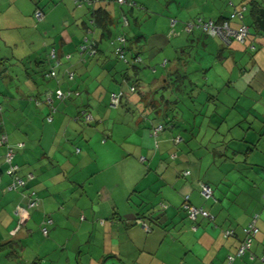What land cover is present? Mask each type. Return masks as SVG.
<instances>
[{
    "label": "crops",
    "instance_id": "obj_1",
    "mask_svg": "<svg viewBox=\"0 0 264 264\" xmlns=\"http://www.w3.org/2000/svg\"><path fill=\"white\" fill-rule=\"evenodd\" d=\"M151 1L132 0L129 8L116 0H0V129L13 146L18 176L33 174L24 187L8 190L0 146V264H228L255 214L258 231L249 251L231 264H264V65L253 73L213 75L216 85L199 88L193 81H203L205 73L191 78L187 72L188 50L208 46L199 29L175 40L172 64L151 85L139 82V69L123 72L110 60L118 35L141 54L145 47L158 49L160 28L229 18L233 10H247V0H164L170 11L160 20H154L158 9H150ZM255 1L264 8V0ZM36 8L46 13L42 21L34 18ZM98 9L109 17L105 26L93 22ZM123 16L133 35L125 34ZM243 20L244 13L230 26ZM256 35V55H264V37ZM84 39L95 54L79 51ZM53 67L56 78L45 77ZM171 75L188 84L168 83ZM128 80L139 86V100L124 91L123 107L110 110L109 94L127 90ZM55 89L78 95L52 96L48 122L45 93ZM83 112L92 120L84 122ZM160 124L169 132L152 136ZM200 182L210 185L216 202L201 198ZM30 191L40 200L35 209L27 207ZM185 195L213 220L190 221L181 207ZM45 218L51 220L47 236L40 231ZM226 230L232 235L225 237Z\"/></svg>",
    "mask_w": 264,
    "mask_h": 264
},
{
    "label": "rangeland",
    "instance_id": "obj_2",
    "mask_svg": "<svg viewBox=\"0 0 264 264\" xmlns=\"http://www.w3.org/2000/svg\"><path fill=\"white\" fill-rule=\"evenodd\" d=\"M48 1V0H47ZM234 2V4H236L237 2L239 3L240 0H232ZM246 2V0H243ZM247 0V5L246 8L247 10H244V24H246L248 27L251 24V20H250V16H249V11H250V5L248 4ZM50 3V2H48ZM264 3V2H263ZM60 4V2H57L56 5ZM55 6V5H52ZM85 6V5H84ZM83 7V10H85L86 7ZM150 9H158L157 12H154L156 14V16L154 17V20H160V18H165L168 17V12L170 11V9L168 8L165 9L164 7V0H155L154 2L151 1L150 2ZM56 8V7H55ZM73 8H77L73 5ZM45 10H49V9H45ZM45 17H46V13H45ZM44 17V18H45ZM35 22V21H34ZM242 24V21H239ZM89 21L85 18L84 20V24L88 25ZM35 25L37 23H34ZM240 25V24H239ZM252 25V24H251ZM89 26V25H88ZM87 26V28H88ZM132 27V26H131ZM180 26L177 25V27L175 26V30L174 34H177L178 32L180 33L178 36H174V35H170L171 33V28H166L163 30L162 28L159 29L160 33L163 34L162 37H160V46H158V49H154V48H149V47H145L142 51V53L140 54V57L142 59L141 63L138 64V69H139V82H141L143 85H151L153 83L154 79H159V77L166 73L167 68L172 64V60H173V55L172 51H174V49L171 48V45H173V43L175 42V40H180L181 38H184L187 34L182 32V28H179ZM125 34H131L133 35L135 31H131L130 29H128V26L124 28ZM249 35L245 38L244 43H238V42H232L229 49H227V47H225L224 51H222V53L220 54V56H218V51L219 50V46H222L219 42V40L217 38H211L209 36H205L202 34V32L199 30V32L202 34L201 35V41L205 42L208 44V46H206V48L202 49L201 45L197 48L193 47L190 48L188 51L190 53V61L187 63L189 70L187 71L189 73V77L191 78H195V71H199V73H205L206 78L208 79V81L206 80L205 76L203 77V81L197 80V81H193L194 83H198L199 88H202L204 90H209L211 87L213 86V84L216 85V83L218 82H212V76L213 75H220V76H225L227 74H233V75H237V74H241L244 71L249 73H253L256 71V66H258L259 64H263L264 65V55H256L255 50L259 49V45L256 42V33L251 27L249 28ZM146 34L149 35V29L147 27H145V32ZM58 34H56L57 36ZM260 35V34H259ZM117 37V36H116ZM116 37L114 38L115 41ZM178 37V38H177ZM151 38V36L148 37L147 39V43H149V39ZM197 38V37H196ZM44 40H48L47 38H44ZM254 41V42H253ZM250 43H252L255 46V49L253 50L250 47ZM114 49L115 47H113L112 49V55L114 56V58H110L111 60V65L113 63V66L117 65L118 69L124 68L125 64H123L124 62L119 61L114 54ZM50 53V52H49ZM152 53L154 54V56L152 57H148L149 54ZM183 57L182 59L186 58V55L181 56ZM254 57H256V62L254 63ZM117 61H116V60ZM187 59V60H189ZM115 60V61H114ZM186 60V59H185ZM167 64L166 67H164ZM256 65V66H255ZM179 68L184 71L185 66H182L180 64ZM173 76L171 75L170 78H172ZM130 84L136 82V81H131L128 80ZM127 82V81H126ZM167 82H171V83H183L182 85H184V87H186V84H188L187 79L178 81V82H174V78H172V80H167ZM117 87L119 85L116 84ZM103 86V85H102ZM121 87V86H120ZM190 86H187V88ZM204 87V88H203ZM216 87V86H214ZM218 87V86H217ZM121 90V89H120ZM120 90H116V92L114 93H119ZM122 91H126L124 87H122ZM144 92V89L141 90V93ZM164 93V92H163ZM207 93V92H206ZM131 94V93H130ZM132 95L134 96V98L136 99L135 96H138L137 99L139 100V93L135 92L132 93ZM154 95V94H153ZM205 95V94H203ZM160 96H157L156 99L159 100ZM136 99V100H137ZM152 99V94H149L148 96V100ZM181 102H179V108H183L186 106L185 103V98H181L180 99ZM119 106V105H118ZM114 107L115 109H113V107H110L109 103H107V107L111 108L110 110H116V108L118 107ZM123 106H119L118 108H122ZM123 115H125V111H122ZM161 113H168V111L164 110V108L162 107L161 109ZM88 114V113H87ZM163 117H160V120ZM123 120V118H122ZM121 123V121L119 122ZM117 124H110L113 126V129L116 127ZM163 123V122H162ZM169 129H166L163 133H160V135L162 136V134L168 133ZM160 136V137H161ZM183 137V136H181ZM37 264V263H34Z\"/></svg>",
    "mask_w": 264,
    "mask_h": 264
},
{
    "label": "built area",
    "instance_id": "obj_3",
    "mask_svg": "<svg viewBox=\"0 0 264 264\" xmlns=\"http://www.w3.org/2000/svg\"><path fill=\"white\" fill-rule=\"evenodd\" d=\"M93 0H84V3L90 4ZM116 2L121 5H126L129 8H133L135 6L134 2L132 0H116ZM243 12L244 8H240V10H233L232 13L229 16V19H237L242 20L243 18ZM34 18L36 21H42L44 18V13L41 9L36 8L34 11ZM175 21V20H174ZM172 20V25L175 23ZM122 27L128 26V20L126 16L122 17ZM199 29L203 34L209 37H216L218 38L224 45H229L231 42L235 41L238 43H243L245 38L248 36V27H246L244 24H241L238 28H230L228 25V21H223L221 23H217L213 20H204L201 18H196L192 21L186 22L183 24L182 31L184 33H191L192 30ZM170 35H175L173 29L171 30ZM116 43L118 47L115 50V54L119 60L124 59V50L121 49V47L126 48V39L123 35H118L116 37ZM79 51L82 53H87L89 55L95 54L94 45L92 41H88L87 39H84L82 44L79 47ZM50 58L52 60L55 59V51L51 50L49 54ZM134 62H139V58L133 59ZM58 63L55 61V65ZM45 77L47 78H56V72L55 68H51L46 74ZM66 77L68 80L73 79L72 73H66ZM130 91H134L133 87L129 88ZM72 94L78 95L76 92L71 91H62L60 89H56L53 92H47L45 94V102L48 104H51V96L54 95L56 99L62 100L64 98H69ZM122 97V93H111L109 95V101L111 106H117L120 103ZM38 103V102H36ZM51 112H54V109L50 107ZM82 119L84 122L91 121V117L89 114L82 113ZM48 122H51V116H48L47 118ZM161 130V126L156 127L153 129V135H155L157 132ZM178 140V139H177ZM0 146L5 147V153H4V163L6 164V170L5 175L9 176L11 178V183L8 186V190H14L18 188H22L26 185V183L33 179V175L31 173L25 174L23 177H20L17 175V166L13 164V146L9 145L7 143V137L4 133L0 134ZM15 147L21 148L23 147V144H17ZM183 176L188 175V171H184L182 173ZM199 195L204 201L209 202H216V199L214 198L213 191L211 187L206 183H199ZM28 201H27V207L30 209H35L39 206V199L36 197V194L34 191H30L27 195ZM182 209L186 213L187 218L190 221H195L198 217L206 219L208 221H212L213 217L210 215V213L206 210H204L202 207H196L192 205L189 202L188 195H185L182 202ZM263 208H264V197H263ZM257 220V215H253L249 221V223L242 229L244 238L242 242L239 244L237 250L234 254L227 256L228 263L233 262L236 258H240L244 256V254L249 251L251 241L255 234L257 233L258 229L255 225ZM51 224V220L48 218H45L41 222L40 231L43 236H47L48 234V225ZM142 227L144 230L149 231L148 227L145 224H142ZM195 228V227H194ZM193 228V229H194ZM232 235L231 230L224 231V236L228 237Z\"/></svg>",
    "mask_w": 264,
    "mask_h": 264
},
{
    "label": "trees",
    "instance_id": "obj_4",
    "mask_svg": "<svg viewBox=\"0 0 264 264\" xmlns=\"http://www.w3.org/2000/svg\"><path fill=\"white\" fill-rule=\"evenodd\" d=\"M248 4L250 5V16H251V19H252V24H253V26H254V29L255 30H257V33H259L260 35H262L263 37H264V35L263 34H261L260 32H259V30H258V24H257V21H256V17L258 16V14H259V11H260V9H262V7L259 5V3H257L255 0H250L249 2H248ZM92 16H93V22L96 24V26H105L107 23H108V21H109V17H108V15L106 14V12H104V11H102V10H100V9H98V10H95V11H93V13H92ZM127 18V17H126ZM196 19V18H195ZM128 20V19H127ZM231 19H229V18H219L217 21H215V22H217V23H221V22H223V21H228V25H229V27L230 28H233V27H231L230 26V21ZM230 21V22H229ZM245 25V24H244ZM239 26H241V25H239ZM238 26V27H239ZM246 26V25H245ZM246 27H248V26H246ZM248 35H249V28H248ZM211 38H216V37H211ZM218 39V38H217ZM219 40V39H218ZM220 41V40H219ZM245 41V40H244ZM221 42V41H220ZM234 42V41H233ZM222 43V42H221ZM232 43V42H231ZM231 43L229 44V45H224L223 43H222V45H224V46H228V47H230V45H231ZM244 43V42H243ZM118 47V45L116 44V46H115V49H114V54H115V50H116V48ZM121 49L122 50H124V59H125V62L123 61V60H119L118 58H117V56H116V54H115V57L119 60V61H121V62H124L123 64H125V69H124V71L123 72H125V70H133V72L134 71H137L138 70V64H140L141 63V61H142V59H141V57H140V51L139 50H136V48H135V46L132 44L131 46H130V43H129V46H126V48H124V47H121ZM136 58H139V62H134V61H132L133 59H136ZM67 78V77H66ZM126 79H128L127 77H126ZM73 80V79H72ZM69 81H71V80H69ZM130 87H133L134 88V91H130L129 90V88ZM139 86L136 84V82H134V83H132L131 85L129 84L128 86H127V92H129V93H134V92H137V90L139 89L138 88ZM56 90V89H55ZM74 92H77V91H74ZM47 93V92H46ZM45 93V94H46ZM78 93V92H77ZM121 93H122V97L124 96V94H125V92L124 91H121ZM111 94V93H110ZM109 94V95H110ZM54 96V95H53ZM52 97V96H51ZM71 97H72V95L69 97V98H64V99H62V100H65V99H71ZM122 97H121V99H122ZM56 100H59V99H56ZM45 101V100H44ZM52 101V100H51ZM59 101H61V100H59ZM120 102H121V100H120ZM165 102V103H164ZM164 102L162 103V104H168L169 102L168 101H165L164 100ZM46 103V105L49 107V110H50V107H52L53 109H54V111H55V108L51 105V104H48L47 102H45ZM120 104V103H119ZM118 104V105H119ZM117 105V106H118ZM84 113V112H83ZM51 114H52V112H51V110H50V114H49V116H51ZM0 126H1V123H0ZM158 126H161V130L159 131V132H157L155 135H153V129H155L156 127H158ZM166 129H170L168 126H167V124H160V125H157V126H155V127H153L152 129H151V135L152 136H157V134H159V133H162V132H164ZM2 133H4V132H2L1 131V129H0V134H2ZM178 139V140H177ZM180 141V139H179V137H174L173 138V142L175 143V142H179ZM10 145V144H9ZM172 158H174V156L172 157ZM3 162H4V154H3ZM5 164V163H4ZM6 164H5V170H6ZM5 170H4V174H5ZM184 171H187V170H184ZM184 171H182V172H184ZM17 173H18V170H17ZM32 174V173H31ZM18 175V174H17ZM33 175V174H32ZM200 183H205V182H200ZM207 184V183H206ZM209 185V184H208ZM210 186V185H209ZM212 189V188H211ZM213 191V190H212ZM35 192V191H34ZM36 194V193H35ZM37 197V196H36ZM215 198V197H214ZM39 205H40V200H39ZM39 207V206H38ZM203 219V218H202ZM147 226V225H146ZM148 227V226H147ZM148 229H149V227H148ZM244 235V234H243ZM244 238V237H243ZM243 240V239H242ZM242 240L240 241V243L242 242ZM239 243V244H240ZM237 250V249H236ZM241 258V257H240ZM236 259H238V258H236ZM235 259V260H236ZM226 262L228 263V261H227V258H226ZM232 263V262H231ZM231 263H228V264H231Z\"/></svg>",
    "mask_w": 264,
    "mask_h": 264
},
{
    "label": "water",
    "instance_id": "obj_5",
    "mask_svg": "<svg viewBox=\"0 0 264 264\" xmlns=\"http://www.w3.org/2000/svg\"><path fill=\"white\" fill-rule=\"evenodd\" d=\"M256 21L260 32L264 35V8L259 11Z\"/></svg>",
    "mask_w": 264,
    "mask_h": 264
}]
</instances>
